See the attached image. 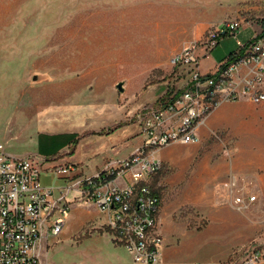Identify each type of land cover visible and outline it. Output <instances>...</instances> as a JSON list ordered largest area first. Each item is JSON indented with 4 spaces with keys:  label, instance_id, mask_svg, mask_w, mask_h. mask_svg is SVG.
Instances as JSON below:
<instances>
[{
    "label": "rangeland",
    "instance_id": "obj_1",
    "mask_svg": "<svg viewBox=\"0 0 264 264\" xmlns=\"http://www.w3.org/2000/svg\"><path fill=\"white\" fill-rule=\"evenodd\" d=\"M263 18L264 0H0V145L10 155H37L40 130L83 126L81 139L137 123L136 112L154 106L167 89H182L183 76L170 64L175 52L235 19L243 27L234 36L219 38L211 57L228 49L233 53L239 42L259 30ZM246 103V116L201 137L200 155L207 152L230 161L239 148H247L241 142L250 143L253 154L262 150L264 103ZM102 138L107 136L94 141L99 151L107 144H98ZM185 153L176 146L170 155ZM179 171L173 167L172 173ZM258 174L264 175V167ZM216 180L205 187L216 192L221 212L213 209L208 215L201 210L206 207L185 202L187 207L172 216L175 233L168 234L169 261L157 264H226L244 256L251 239L264 243V193L256 178L233 170ZM41 181L63 184L46 173ZM231 189L240 192L231 195ZM241 192L257 194L256 201L239 208L233 199ZM171 198L176 200L175 194L165 200ZM67 219L61 234L46 246L40 264H117V253L110 251L121 248L113 244L94 204H72Z\"/></svg>",
    "mask_w": 264,
    "mask_h": 264
},
{
    "label": "built area",
    "instance_id": "obj_2",
    "mask_svg": "<svg viewBox=\"0 0 264 264\" xmlns=\"http://www.w3.org/2000/svg\"><path fill=\"white\" fill-rule=\"evenodd\" d=\"M240 27L241 21L227 20L171 56L170 64L187 75L180 93L173 91L166 102L136 112L141 143L129 156L110 159L94 175H83L69 163L46 165L48 160L38 155H10L0 145V264H40L48 243L63 231L71 205L80 203L97 207L112 240L134 264L159 263L164 245L158 229L161 197L151 182L164 165L158 151L171 143H198L199 127L223 103H264V24L213 71L199 69L219 38L236 35ZM43 173L63 184H44ZM236 180L230 182L233 188ZM236 192L231 189L230 194ZM256 199L241 192L233 202L245 208ZM226 264H264V243L251 240L244 256Z\"/></svg>",
    "mask_w": 264,
    "mask_h": 264
},
{
    "label": "crops",
    "instance_id": "obj_3",
    "mask_svg": "<svg viewBox=\"0 0 264 264\" xmlns=\"http://www.w3.org/2000/svg\"><path fill=\"white\" fill-rule=\"evenodd\" d=\"M219 42L220 41L218 40L216 45L209 51L208 55L203 57L200 61L199 69L202 73L213 71L217 62L223 60L226 56L232 53V51L228 49L225 51V54L222 55L220 52V56L213 59L211 53L217 50ZM181 74L183 76L181 77V84L184 86L187 75L185 72ZM165 89L166 87L163 91H165ZM246 102V99L227 102L215 109L208 116L206 122L199 127L198 135L200 141L198 143H171L158 151V156L163 161L164 166L166 165L163 168L165 170L164 174L157 176L163 170L162 169L151 181L154 189L161 197L158 229L164 239V245L161 249L160 262H162V260L169 261V256L172 251L166 248L169 243L168 234L173 236L172 233H175V231L172 230V216L176 211L187 207V205L183 206L185 202L192 203V205H194L192 207L197 209H200V205L206 207V209L201 210L208 215L213 209L220 211L221 206L218 205L217 197H215L216 192L214 193L209 186L205 187V185H212L217 178L222 179L229 171L237 170L241 173H247L252 177H255L258 190L264 193V175L258 174L259 169L264 167V160L262 158L264 147L262 150L260 148L259 152L257 148L256 151L258 153L253 154L254 152L251 151L253 148L250 147V143L241 142L240 144L242 146L245 148L249 147V149L239 148L236 158L230 161H227L225 157H218L215 159L212 154H208L207 152L200 155L199 152L202 147L201 137L203 140L213 131L214 128L225 123L236 122L239 116L247 115L246 107L248 105ZM232 110H236L240 113H230ZM71 127L72 129L64 131L40 130L37 132L36 154L39 157L48 160L46 165L69 163L78 166L83 175L91 176L101 171L107 160L129 156L142 141L141 129L137 123L123 124L118 129L109 133H102V131L95 132L81 139H78V137L79 131L83 126ZM117 133L120 134L115 135ZM103 136H107V138L100 139L98 144L103 140H107V144L104 146L103 151H99L94 141H97L99 137ZM87 139H92V141L85 142ZM176 146H182L186 153L180 157H173L170 155L172 149ZM173 167L180 168L178 174L172 173ZM166 170L168 171L166 172ZM192 178L194 179L192 180ZM171 193L175 194L176 200L173 201L171 198L169 199L170 202H168L165 200V197ZM218 194L221 195V192L218 191ZM255 195L257 197V194ZM171 206H173V210L171 209ZM112 242L114 245L121 248L110 251L117 253V258H115L117 264L133 263L128 252L113 240Z\"/></svg>",
    "mask_w": 264,
    "mask_h": 264
},
{
    "label": "trees",
    "instance_id": "obj_4",
    "mask_svg": "<svg viewBox=\"0 0 264 264\" xmlns=\"http://www.w3.org/2000/svg\"><path fill=\"white\" fill-rule=\"evenodd\" d=\"M262 21H263V24H264V18L262 19ZM173 92H169V89H167V91L165 92V94L164 95H162V96H160V98H158L156 101L159 103H164V102H166L167 100H169V99H171V94H172ZM178 93H180V90H178L177 92H176V94H178Z\"/></svg>",
    "mask_w": 264,
    "mask_h": 264
},
{
    "label": "water",
    "instance_id": "obj_5",
    "mask_svg": "<svg viewBox=\"0 0 264 264\" xmlns=\"http://www.w3.org/2000/svg\"><path fill=\"white\" fill-rule=\"evenodd\" d=\"M116 87H117V89H118L119 91H122V85H121V83H118V84L116 85Z\"/></svg>",
    "mask_w": 264,
    "mask_h": 264
}]
</instances>
